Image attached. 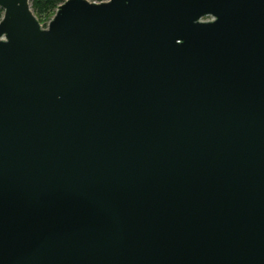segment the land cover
<instances>
[{"label": "water", "instance_id": "1", "mask_svg": "<svg viewBox=\"0 0 264 264\" xmlns=\"http://www.w3.org/2000/svg\"><path fill=\"white\" fill-rule=\"evenodd\" d=\"M0 9V264H264V0Z\"/></svg>", "mask_w": 264, "mask_h": 264}, {"label": "trees", "instance_id": "2", "mask_svg": "<svg viewBox=\"0 0 264 264\" xmlns=\"http://www.w3.org/2000/svg\"><path fill=\"white\" fill-rule=\"evenodd\" d=\"M64 2L65 0H31V9L40 23L46 24L53 17L56 9ZM2 18L3 10L0 9V21Z\"/></svg>", "mask_w": 264, "mask_h": 264}, {"label": "built area", "instance_id": "3", "mask_svg": "<svg viewBox=\"0 0 264 264\" xmlns=\"http://www.w3.org/2000/svg\"><path fill=\"white\" fill-rule=\"evenodd\" d=\"M66 1V0H65ZM89 2H92V3H102V2H108V1H110V0H88ZM51 20V19H50ZM50 20H48V22L45 24V25H43V27H47V25L49 24V22H50Z\"/></svg>", "mask_w": 264, "mask_h": 264}, {"label": "rangeland", "instance_id": "4", "mask_svg": "<svg viewBox=\"0 0 264 264\" xmlns=\"http://www.w3.org/2000/svg\"><path fill=\"white\" fill-rule=\"evenodd\" d=\"M44 20H45V18H44ZM48 22V21H47ZM43 25H45L44 23H43Z\"/></svg>", "mask_w": 264, "mask_h": 264}]
</instances>
